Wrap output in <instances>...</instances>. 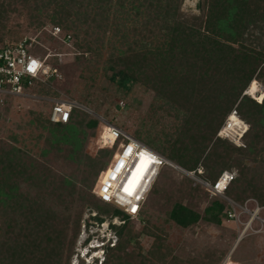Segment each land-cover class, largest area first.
Masks as SVG:
<instances>
[{
	"label": "rangeland",
	"instance_id": "374dc122",
	"mask_svg": "<svg viewBox=\"0 0 264 264\" xmlns=\"http://www.w3.org/2000/svg\"><path fill=\"white\" fill-rule=\"evenodd\" d=\"M3 1L0 0V45L28 39L38 53L51 55L47 63L57 68L61 75L39 82L27 96L9 98L1 108L0 155L10 148L26 152L23 167L0 163V232L14 230L10 242L16 248L13 251L15 261L25 264L26 258L36 259L37 241L44 242L50 236L51 245L44 253L45 264L56 261L60 264H100L102 256L105 257L101 246L108 238L114 240L113 246L116 245V235L126 222L130 230L128 237L132 239L120 260L115 255L109 264H145L141 261L148 257L147 264H155L150 251L158 242L157 236L172 250L173 258L186 261L185 264L212 261L211 264H216L218 256L233 254L238 246L236 255L242 264H264V225L255 232L249 231L237 244L243 226L226 218L220 226L201 221L193 229H183L167 220L166 211L175 201L171 193H175L178 183L182 184L186 178L176 171L169 170L161 176L156 184L159 195L149 196L143 218L132 219L116 213L117 207L102 203L94 193L99 179L94 176L95 170L104 171L116 152V147L104 148L99 141L106 126L114 125L142 140L147 129L156 131L167 127L168 132L174 133L171 127L182 124L181 118L186 111L207 114L213 105L221 109L225 102L237 98L238 105L243 96L259 103L263 101L246 95L250 87L248 76L254 69L252 64L228 61L226 57L218 60L214 49L209 50L206 57L195 53H203L202 45L197 43L203 41L201 34L206 33L211 38L224 35L225 41L228 38L235 42V47L264 52V0H111L108 14L97 16V23L103 25L101 35L105 37L102 57L87 53L82 62L75 59L80 52L74 44H62V33L57 39L54 31L61 28L76 36L78 32L68 31L66 25L57 22L62 11H76L77 15L90 13L88 0L85 4L84 0ZM77 1L85 5L80 11ZM118 1L123 2V9ZM74 5L75 9L71 8ZM145 26L151 30V35L139 46L132 63L149 65H146L143 82L127 93L111 80L113 71L109 56L111 53L118 55L124 49L112 39V34L116 30V40L123 35L130 38L135 35L138 39ZM177 31H186L188 37L176 39ZM192 34L198 35L191 37ZM111 45H116L117 50H109ZM168 46L174 47L173 56H166L161 62L158 54ZM151 48H155V56L143 57ZM226 53L225 50L223 54ZM133 69L136 73L137 69ZM260 69H256L253 80L264 93V82L258 78ZM60 101L76 102L80 108L75 112H82L88 118L76 126L85 143L81 148L64 142L52 143L53 140L50 143L48 133L33 124L37 118L48 120L54 104ZM163 103L171 106L167 105L166 109L172 114L153 111V107ZM76 120L75 117L73 121ZM88 120L97 121V128L90 130ZM219 140L222 139L216 134L207 152L214 151L213 146ZM163 147L170 149L167 143ZM141 162L137 173L143 177L148 161ZM203 162L204 159L200 164ZM245 164L250 169L256 168L248 159ZM85 184L89 190L86 195L82 194ZM193 186L201 188L196 182ZM211 200L209 196L207 201L199 205L193 203L192 207L203 215ZM166 201L168 204L164 203ZM53 245L62 248L61 255L56 256Z\"/></svg>",
	"mask_w": 264,
	"mask_h": 264
},
{
	"label": "trees",
	"instance_id": "16d2710c",
	"mask_svg": "<svg viewBox=\"0 0 264 264\" xmlns=\"http://www.w3.org/2000/svg\"><path fill=\"white\" fill-rule=\"evenodd\" d=\"M7 0H4L5 3ZM84 0V3L85 4ZM88 4L91 7L90 13L81 14L79 12L78 15L76 11L66 10L60 13V19H58V25H66V30L78 32L76 36L72 35L70 32L62 31L61 28V42L62 44L74 46L79 50V56H75V59L82 62L85 61V54H94L96 58L102 57V47L104 46V40L101 33V23H97V16L107 15L110 10L108 8V4H111V0H88ZM147 1V0H145ZM77 6L80 11L83 9V4L77 1ZM118 6L124 8L123 2L118 1ZM132 4H135L132 2ZM75 9V5L71 7ZM123 13V10H122ZM59 14V13H58ZM105 15V16H106ZM82 20L86 21L84 24ZM147 23V22H146ZM149 24V23H147ZM85 27V29H84ZM103 29L106 30V27ZM115 31V32H114ZM113 31L112 39H115L116 43L122 46L123 51L120 54L116 55L115 53L110 54L111 66L110 70L113 71L111 80L116 83L120 89H124L127 93L131 91L134 86L140 85L144 80V72H147L146 65H149L145 62V67L141 64L132 63V60L135 57V53L138 50L139 46L145 41L149 40L151 35V30L147 28V26L142 27L140 31L139 38L136 39V36L133 35L131 38L128 35H123L121 39L116 40L117 33L116 30ZM104 32V31H103ZM107 33V30H106ZM184 33V34H181ZM184 32H176L175 38L180 39L184 37H188V35ZM184 35V36H183ZM198 34H192L191 37H196ZM220 35H223L220 33ZM70 36L71 41L64 42V39ZM168 36V35H167ZM203 41H199L197 44L202 45V54L195 53L197 56L206 57L209 55V50L214 49L218 54L216 57L219 59L227 58L228 61H236L240 60L242 64H252L254 69L248 76L247 85L250 86L253 80V76L258 67H261L260 74L258 78L264 82V52H254L251 50H245L243 46L235 47L234 43L231 39L223 36H214L211 38L209 33L201 34ZM135 37V38H134ZM218 37V38H217ZM57 39H60L57 37ZM75 39V43H74ZM111 41V39H109ZM112 48V49H110ZM109 50H117L116 45H111ZM159 49V48H156ZM199 50V49H198ZM225 50L228 52L226 55ZM174 47L168 46L165 50L161 51L158 54V58L163 62V59L170 56H173ZM32 52L38 56L40 55L42 58L47 54H40L36 49L33 48ZM221 53V54H220ZM148 55L155 56V48H151L143 55V57H147ZM59 58V57H56ZM91 61V60H90ZM113 62V63H112ZM133 68L137 69V72H133ZM87 69H90L89 67ZM159 71L163 70L159 67ZM263 71V72H262ZM262 72V73H261ZM135 73V74H133ZM147 74V73H146ZM148 76V75H147ZM38 84V83H37ZM238 98L231 101L225 102V106L223 108L215 107L214 105L209 110V113H200L195 114L191 111H186L182 124L174 125L171 128L175 131L174 133L168 132L167 127L162 128L161 130H149L145 131V138L139 139L144 145L153 151L157 152L161 156L165 157L172 163L180 166L181 168L188 171H196L199 166H202L203 174L199 176L201 179L214 184L221 174L225 171H229L235 174V178L233 182L229 185L228 189L225 192V197L228 199L240 204L244 205L246 202L250 201V207L252 209L255 208L253 201L257 202L258 205L262 208L260 212V217L264 219V99L262 102H257L252 100L249 96H243L238 105H236ZM224 103V102H223ZM228 103V104H227ZM171 107L169 104L163 103L162 106L153 107V111H165L167 115H170L169 110L166 109V106ZM236 106V107H235ZM2 108V107H1ZM1 108H0V116H1ZM237 111L238 116L248 125V131L243 137L244 146L238 147L232 142L228 140H219L215 142L212 152H207L209 145L213 141V138L218 134L220 129L225 124L229 115L234 111ZM174 115V114H173ZM77 120L74 122V118ZM173 117L178 119V116L174 115ZM87 118L86 114L78 111H74L73 116L68 124H54L51 123L48 117V120L42 121V119L37 118L34 121V125L36 128H40L42 131L47 132L50 136L47 137V140L51 143L64 142L69 143L73 147L81 148L84 146L83 139L79 137V133H77L76 126L81 124V121H85ZM88 119V118H87ZM90 119V118H89ZM97 121L88 120L87 127L90 130H94L97 128ZM152 127H150L151 129ZM100 138V137H99ZM167 143L170 145V149L163 147V144ZM226 145L224 146V144ZM104 148H110L108 146H104ZM116 147V146H115ZM8 152L3 151L0 155V163L3 165L8 164V162L12 163L15 166H25L23 156L25 155V151L17 150L15 152L14 148H10ZM4 150V149H3ZM160 152V153H159ZM25 157V156H24ZM204 159V164H200V161ZM246 159L254 162L256 164V168L250 169L246 164ZM142 158L134 171L129 175L127 179L128 182L134 181L138 183L141 180L138 170L141 165ZM143 164V163H142ZM200 164V165H199ZM164 169V170H163ZM162 169L158 179L150 193L153 195H159V188H156L157 182H159L161 176L163 174H168V171H175L169 166H165ZM99 170H95L94 176L100 177L101 172ZM100 174V175H99ZM180 174V173H179ZM182 175V174H181ZM183 177H186L182 175ZM188 178V177H186ZM184 178L182 180V184L177 187L175 193H171L175 197V201L171 202L170 208L166 211L167 220L176 224L177 226L183 229H193L195 228L199 222L205 221L207 223H214L215 225H221L223 219H228V203L227 201L219 196L212 197L210 192L207 191L203 186L201 188L199 186L194 187V182ZM127 182V188H131L133 191V186H130V183ZM83 184V183H82ZM85 191L82 193L84 195L87 194L88 186L84 185ZM90 189V188H89ZM202 189V190H201ZM149 195V196H150ZM170 196V198H171ZM211 197V201L203 210V215L198 213L192 207L193 203L196 205L200 204L202 201H207ZM149 198V197H148ZM168 197L167 199L170 200ZM148 200V199H147ZM147 203V201H146ZM144 204L140 218L144 217ZM168 204V201L164 202ZM31 208V207H29ZM118 214L123 212L118 210L116 212ZM126 216V215H125ZM129 218V217H128ZM243 221L246 222L249 217L244 215L242 217ZM1 224V223H0ZM120 228V231L117 233V243L116 245H112L110 243L107 246H104L105 252V260L102 264H109L110 260L117 255L116 259H119L122 254L126 253V245L129 244L130 237H128V232L130 233L129 228L126 226V222H124ZM263 226L260 222H255L253 224V229L256 230L259 226ZM4 227L8 228V226ZM14 230L12 229L9 232H0V264H5V260L8 262L6 264H18L16 262L15 256H13V251L16 250L15 246L11 244L12 235ZM150 233V232H149ZM12 234V235H11ZM151 234V233H150ZM253 238V237H251ZM251 238L248 241H251ZM130 239V240H129ZM158 242H156L151 251L150 256L153 257L155 264H185L186 261H182L180 259L175 260L173 258L172 250L165 246V241L161 237H156ZM246 239V240H247ZM7 241L9 243H7ZM50 236H47L46 239L37 241L36 243V252L38 257L36 259L28 260L24 259L25 264H45V252L50 242ZM243 241V240H242ZM53 252H57L56 256L61 255L62 248L57 245H53ZM239 247V246H238ZM231 255V261L235 264H242V262L238 259L236 252ZM19 250L23 252V248L19 247ZM18 251H16L17 254ZM216 253L214 252V255ZM221 255L219 258L214 261L216 264H220L222 261L224 262L228 255ZM224 256H226L224 258ZM21 258V256H19ZM22 257H24L22 255ZM25 258V257H24ZM224 258V259H223ZM223 259V260H222ZM120 260V259H119ZM204 262V260H201ZM147 264L150 262L149 257L142 259L141 263ZM223 262L221 264H223ZM213 263V261L211 262ZM207 263V264H211ZM48 264H60L59 261L48 263ZM206 264V263H204Z\"/></svg>",
	"mask_w": 264,
	"mask_h": 264
},
{
	"label": "built area",
	"instance_id": "2783aa9c",
	"mask_svg": "<svg viewBox=\"0 0 264 264\" xmlns=\"http://www.w3.org/2000/svg\"><path fill=\"white\" fill-rule=\"evenodd\" d=\"M60 34L61 30L55 28V37ZM69 40L71 41V38L67 36L64 42ZM33 48V42L28 39L0 45V108L9 98L27 96L28 91L37 83L61 77L59 70L47 63L51 55L48 54L40 58L32 52ZM78 108L80 105L73 101L57 102L49 114V120L54 124H68L74 111ZM247 131L248 125L234 110L218 132V137L227 139L241 147L244 146L243 137ZM99 141L104 146H116V152L106 169L101 173L94 193L102 203L114 205L129 218H140L142 208L152 192L158 176L165 166H169L203 186L212 197L219 196L227 201L228 220L243 226L239 239L244 238L249 231L255 232L253 229L255 222L264 225V219L260 217L262 208L257 202L253 201L255 208L252 209L250 201L240 205L225 197L226 190L235 178L234 173L225 171L214 184H211L199 177L203 174L202 167L196 171L185 170L114 125L106 126L100 134ZM141 157L145 161L151 160V163H148L144 176L138 183L128 182L127 178L134 171ZM127 182L131 187H134L131 195L124 190L127 188ZM244 215L249 217L246 222L242 219ZM231 255H228L223 264L228 261L235 264L231 261Z\"/></svg>",
	"mask_w": 264,
	"mask_h": 264
},
{
	"label": "bare ground",
	"instance_id": "6f19581e",
	"mask_svg": "<svg viewBox=\"0 0 264 264\" xmlns=\"http://www.w3.org/2000/svg\"><path fill=\"white\" fill-rule=\"evenodd\" d=\"M257 92H260V94L257 95ZM246 95H252V96H255V97L258 98L259 101L263 100V98H264V93H263V92L261 93L260 88H259V85H258L256 82H252V83H251L250 87H249L248 90H247ZM142 158H143V157H141V159H142ZM141 159H140V160H141ZM240 240H241V239L238 240L237 244L239 243ZM237 244H236V245H237Z\"/></svg>",
	"mask_w": 264,
	"mask_h": 264
},
{
	"label": "clouds",
	"instance_id": "9594fccd",
	"mask_svg": "<svg viewBox=\"0 0 264 264\" xmlns=\"http://www.w3.org/2000/svg\"><path fill=\"white\" fill-rule=\"evenodd\" d=\"M109 236V235H108ZM111 240H112V245L114 244V240L112 239V238H108L107 239V241L106 242H104V244L101 246L102 248L104 247V246H107V245H109L110 244V242H111ZM107 244V245H106ZM95 257H97V256H95Z\"/></svg>",
	"mask_w": 264,
	"mask_h": 264
},
{
	"label": "snow or ice",
	"instance_id": "6c2138e0",
	"mask_svg": "<svg viewBox=\"0 0 264 264\" xmlns=\"http://www.w3.org/2000/svg\"><path fill=\"white\" fill-rule=\"evenodd\" d=\"M148 163H151V160H149ZM124 190H125L129 195L132 194L131 188H125ZM133 211H135V209H133Z\"/></svg>",
	"mask_w": 264,
	"mask_h": 264
},
{
	"label": "water",
	"instance_id": "95a60500",
	"mask_svg": "<svg viewBox=\"0 0 264 264\" xmlns=\"http://www.w3.org/2000/svg\"><path fill=\"white\" fill-rule=\"evenodd\" d=\"M104 260H105V257L102 256V258H101V260H100V264H102V263L104 262Z\"/></svg>",
	"mask_w": 264,
	"mask_h": 264
}]
</instances>
